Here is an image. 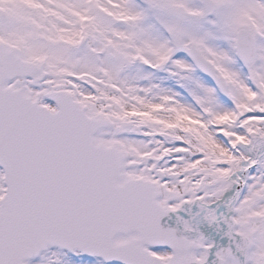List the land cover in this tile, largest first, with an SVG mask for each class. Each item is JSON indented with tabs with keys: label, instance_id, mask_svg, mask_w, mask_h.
Wrapping results in <instances>:
<instances>
[{
	"label": "snow or ice",
	"instance_id": "snow-or-ice-1",
	"mask_svg": "<svg viewBox=\"0 0 264 264\" xmlns=\"http://www.w3.org/2000/svg\"><path fill=\"white\" fill-rule=\"evenodd\" d=\"M0 264H264V0H0Z\"/></svg>",
	"mask_w": 264,
	"mask_h": 264
}]
</instances>
